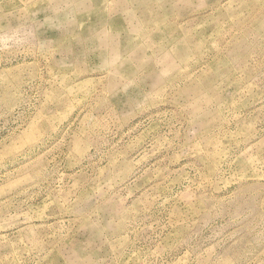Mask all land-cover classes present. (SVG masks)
I'll use <instances>...</instances> for the list:
<instances>
[{
	"label": "rangeland",
	"instance_id": "374dc122",
	"mask_svg": "<svg viewBox=\"0 0 264 264\" xmlns=\"http://www.w3.org/2000/svg\"><path fill=\"white\" fill-rule=\"evenodd\" d=\"M0 264H264V0H0Z\"/></svg>",
	"mask_w": 264,
	"mask_h": 264
}]
</instances>
